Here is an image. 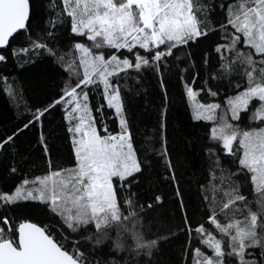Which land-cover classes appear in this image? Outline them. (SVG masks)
<instances>
[{
  "label": "snow or ice",
  "instance_id": "obj_1",
  "mask_svg": "<svg viewBox=\"0 0 264 264\" xmlns=\"http://www.w3.org/2000/svg\"><path fill=\"white\" fill-rule=\"evenodd\" d=\"M48 8L44 17L34 0H0V91L19 120L0 137V161L14 180L0 190V264H154L161 244L179 233L191 264H264V0H48ZM209 40L197 63L189 49ZM49 70L60 77L58 90L40 106L22 103L24 73ZM171 72L191 120L205 127L209 175L197 182L200 203L190 209L162 111L154 151L180 221L164 234L145 227L165 197L141 191L154 165L136 147L126 100L132 84L152 75L166 107ZM55 113L71 167L51 164L43 125ZM32 128L48 157L39 175L26 174L15 152ZM30 203L56 218L60 231L17 215Z\"/></svg>",
  "mask_w": 264,
  "mask_h": 264
},
{
  "label": "trees",
  "instance_id": "obj_2",
  "mask_svg": "<svg viewBox=\"0 0 264 264\" xmlns=\"http://www.w3.org/2000/svg\"><path fill=\"white\" fill-rule=\"evenodd\" d=\"M194 2L203 5L212 2V0H194ZM34 3L38 15L42 14L47 17L48 0H34ZM198 16L202 21V26L207 23L205 13L198 10ZM61 34H63V30H61ZM211 43L210 40L205 41L189 49L192 59L199 63L205 52L210 51ZM21 55L24 59L28 58L27 54ZM179 55L183 57L185 53L181 52ZM16 59H20V57ZM39 59L42 58H37V62ZM13 70L14 62L9 64L7 71L13 72ZM0 71H3L2 66H0ZM22 71L23 69H15L16 73ZM165 79L168 91L166 107L160 86L152 75L146 76L142 86L138 87L136 84H132V91L128 93L126 100L128 118L131 122L136 147L140 150V154L146 155L154 165L141 191L147 192L149 196L155 192L165 197L163 207L157 210L145 227L164 234L167 233L169 227H174L180 221L176 213L173 188L167 183L163 162L157 163L159 157L155 155L154 151L159 146L161 112L166 113L167 147L171 152L173 163L176 165V176L185 193V203L190 209H195V206L200 203L197 182L206 183L205 178L209 175V161L203 153V149L210 143L205 138V127L194 123L190 118L187 104L181 97L182 86L177 76L171 72L166 74ZM59 82L60 77L50 70L45 74L24 73L20 78V84L24 89L22 103H26L29 107L40 106L58 90L56 85ZM18 123L19 120L6 95L0 91V137L11 134ZM250 123L251 121H245L242 126ZM113 127L109 123L110 130ZM39 132V128L25 130L18 139V147L15 152L17 155H23L22 166L26 174H43L49 167L48 157H45L38 141ZM43 132L48 137L52 167H71L74 163L71 144L67 139L68 134L59 113L47 117L44 121ZM6 163V160L0 161V190H9L14 183L13 178L6 172ZM225 166L230 167L229 165ZM204 194L209 197L213 196L210 189ZM17 215L27 216L33 222L49 224L53 231H60L58 220L46 215L42 205L37 206L30 203L27 207L18 209ZM195 218L200 219L199 215ZM179 237L180 239L169 238L161 244L154 264H191L190 250L185 253L181 252L183 233H179ZM120 239L126 240L127 236L121 233ZM193 246L198 245L194 242ZM201 247L203 249V246ZM203 250L206 251V249Z\"/></svg>",
  "mask_w": 264,
  "mask_h": 264
}]
</instances>
